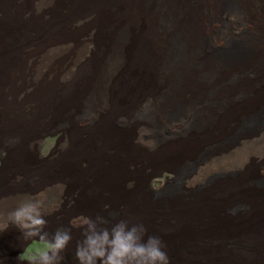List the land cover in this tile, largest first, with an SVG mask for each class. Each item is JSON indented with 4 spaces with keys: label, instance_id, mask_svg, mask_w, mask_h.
Returning a JSON list of instances; mask_svg holds the SVG:
<instances>
[{
    "label": "bare ground",
    "instance_id": "1",
    "mask_svg": "<svg viewBox=\"0 0 264 264\" xmlns=\"http://www.w3.org/2000/svg\"><path fill=\"white\" fill-rule=\"evenodd\" d=\"M162 1L0 0V215L33 188L64 201L76 177L81 216L99 228L143 225L170 264H264V186L250 183L264 166V119L224 143L264 106V0ZM213 37L235 50L210 57ZM185 98L196 108L180 110ZM54 120L69 140L56 177L31 152ZM165 160L173 173L174 161L193 167L180 194L152 199L146 182ZM102 202L111 211L103 223ZM19 233L4 232L0 245L17 247ZM83 233L70 231L67 249Z\"/></svg>",
    "mask_w": 264,
    "mask_h": 264
},
{
    "label": "rangeland",
    "instance_id": "2",
    "mask_svg": "<svg viewBox=\"0 0 264 264\" xmlns=\"http://www.w3.org/2000/svg\"><path fill=\"white\" fill-rule=\"evenodd\" d=\"M148 1L151 0H143V2L146 4ZM159 2L164 4L162 0H157V5L159 6ZM161 4V6H163ZM160 6V9H161ZM167 11V12H166ZM166 8L163 10L161 9L160 15H159V24L161 28L163 27L164 29L168 28L170 24V16ZM232 27V26H231ZM235 33L238 32V35H240L241 29L236 31L233 27L231 28ZM250 29V28H248ZM248 34V33H246ZM123 32H118L117 38H122ZM229 36L227 34L226 38ZM169 42L171 47V53L173 54L174 58H178L179 54V41L177 38L176 32H174L172 35L170 34L169 37ZM225 38V39H226ZM225 39H215L214 37L211 39V47L212 51L210 49L207 50L206 54H209L210 57L214 58L212 54L216 52H220L222 50H230L233 51L235 49L232 48V45H228V41ZM199 42V45L195 47L194 52L195 56L198 54V57L200 58L201 56H204V51H203V46L204 43L202 44ZM202 48H201V47ZM90 51L95 49V45L89 44L88 45ZM205 48V47H204ZM115 50V48H114ZM201 50V51H200ZM211 52H213L211 54ZM87 56H90V54H86ZM174 59V60H175ZM173 60V61H174ZM165 66L167 64L172 66V61L166 59L165 60ZM191 100V99H190ZM91 101H89L90 103ZM183 103L181 104L180 110L189 112L191 109L196 108L194 104H196V101H193L190 103V101H187V99H183ZM204 102V99L201 101ZM88 105V104H87ZM192 106V107H191ZM264 119V106L260 110V115L257 118H244L239 125L236 127L235 132H233L229 137H227L224 141V143L229 142L235 137V134H239L242 131H247L252 128H254L259 121H262ZM59 120H54L52 124V128L48 130L41 138L36 142L35 147L31 150L33 155H36L38 159L42 160L43 162L48 163V165H51L50 169V174L56 177L58 173L60 172L59 168L57 165L61 163V161H65L67 159H63V154L67 152V143H68V137L65 135V132L61 129L60 127ZM119 124V125H118ZM117 126L121 125V122L119 121ZM80 125V123H79ZM56 126V127H55ZM233 135V136H232ZM203 153H207V150L203 151ZM171 163L169 160H165L160 162L158 165H156L157 168L160 170L153 175V171L151 172V177L148 178L146 182V187L149 192V195L152 199H161L166 195L170 194H180L182 188H181V175L189 171L193 165L192 162L190 161H174L173 165L176 167V173L170 172L165 170V167L168 163ZM7 163H8V152L5 150H0V177L2 174L7 170ZM175 163V164H174ZM179 163V164H178ZM76 165L73 167L69 168V171L71 172H76ZM76 179V184L70 185V194L64 195L65 200L60 202L62 199H59L57 202L54 201L58 198V195L54 194L50 187H45L44 190L39 191L38 189H32L23 196L19 198V200L15 203L14 208L17 207L18 204L20 203H27L30 201H39L40 203V212L45 219L46 223L43 227V230L48 232L49 235L51 236L57 229H62V230H67V231H73V232H84L85 226L79 225V224H74V221H79L80 218H84L83 216L80 215V212L76 211L75 209L77 208L76 206L79 205V200L77 199V195L75 193V189L80 188V183L79 179ZM250 183L255 186H264V166L260 167L257 169V171H251L250 174ZM63 181H65L66 184H71V180L69 178H63ZM73 186V187H71ZM73 194V195H72ZM72 195V196H71ZM70 196V197H69ZM4 199L0 197V204L3 202ZM49 208L44 209V208ZM76 207V208H75ZM13 208V209H14ZM101 212L100 215L97 216V220H105L107 219L111 211L110 207L105 204V202H102L99 206ZM11 212V211H10ZM10 212H6L7 214L0 215V219L7 220L8 219V214ZM104 212V213H103ZM7 215V216H5ZM6 218V219H5ZM12 232V231H20L18 230L14 225L10 227L7 231H5V234L7 232ZM21 232V231H20ZM22 234V233H19ZM1 236L4 235V233L0 234ZM43 243L42 241L39 240L38 237H34L31 239L26 240L25 238L23 239L22 243L18 245L17 247H13L8 244L0 245V260L3 261V264H34V261L38 258L37 254L39 251L42 250L43 248ZM72 244V243H70ZM3 247V248H2ZM195 247V249H194ZM192 246V250L194 252H198L201 249V243H198ZM77 246L76 244H72L68 249L66 248L62 253L61 257L62 259L60 261H75L78 263L76 259V249ZM66 264H69L66 262Z\"/></svg>",
    "mask_w": 264,
    "mask_h": 264
},
{
    "label": "clouds",
    "instance_id": "3",
    "mask_svg": "<svg viewBox=\"0 0 264 264\" xmlns=\"http://www.w3.org/2000/svg\"><path fill=\"white\" fill-rule=\"evenodd\" d=\"M45 223L39 201L20 203L8 214L6 221L0 219V234L14 225L26 240L38 237L44 243L34 264H60L61 253L71 241L70 232L57 229L50 236L43 230ZM73 223L85 226L84 238L75 253L78 264H170L159 238L143 239L142 233L146 231L143 225L129 226L121 220L111 228H99L97 221L89 218Z\"/></svg>",
    "mask_w": 264,
    "mask_h": 264
}]
</instances>
